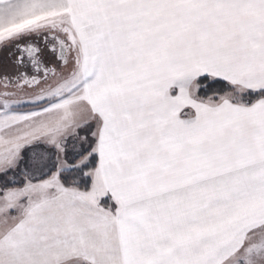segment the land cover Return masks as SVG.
Returning <instances> with one entry per match:
<instances>
[{
  "label": "snow or ice",
  "instance_id": "1",
  "mask_svg": "<svg viewBox=\"0 0 264 264\" xmlns=\"http://www.w3.org/2000/svg\"><path fill=\"white\" fill-rule=\"evenodd\" d=\"M0 264H264V0H0Z\"/></svg>",
  "mask_w": 264,
  "mask_h": 264
}]
</instances>
